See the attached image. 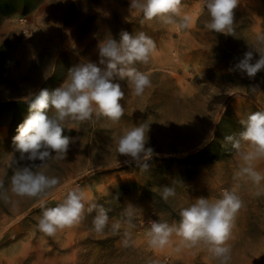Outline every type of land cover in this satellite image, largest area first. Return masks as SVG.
Masks as SVG:
<instances>
[{
	"label": "rangeland",
	"instance_id": "rangeland-1",
	"mask_svg": "<svg viewBox=\"0 0 264 264\" xmlns=\"http://www.w3.org/2000/svg\"><path fill=\"white\" fill-rule=\"evenodd\" d=\"M130 2L0 0V181L11 197L10 203L0 200V264H219L203 244L177 251L175 235L165 248L152 249L146 232L149 221L178 224L181 209L200 197L214 201L226 189L243 201L228 241L230 264H264V181L258 189L237 180L242 162L225 143L226 136L243 131L241 120L264 110V70L254 78L229 71L253 50L257 34H264V0H239L235 36L205 27L210 17L204 0H182L191 27L180 32L155 19L143 20ZM121 31L144 32L155 41L150 62L136 65L150 74L151 87L137 97L126 80L115 79L125 92L124 116L117 123L94 117L65 129L63 134L74 138L67 157L46 169L61 181L46 207L79 188L86 209L94 202L111 209L109 228L97 234L95 212L85 211L78 226L46 236L36 226L40 201L10 192L15 167L31 163L15 151L18 126L30 115V100L41 89L60 87L69 69L89 61L104 68L98 45L108 38L119 41ZM52 113L49 108L47 114ZM145 123V146L154 149L147 170L116 151L126 130ZM256 170L264 174V161ZM165 186L176 191L167 202L160 195ZM129 204L136 208L130 224L124 215ZM116 222L121 228L113 234Z\"/></svg>",
	"mask_w": 264,
	"mask_h": 264
},
{
	"label": "clouds",
	"instance_id": "clouds-1",
	"mask_svg": "<svg viewBox=\"0 0 264 264\" xmlns=\"http://www.w3.org/2000/svg\"><path fill=\"white\" fill-rule=\"evenodd\" d=\"M238 3L239 0H204L210 17L205 27L215 33L235 36L234 9ZM130 8L141 13L143 20H158L165 26H174L177 32L191 27V16L183 12L182 0H131ZM119 36V41L108 38L98 45L99 64L104 68L89 61L69 69L68 78L60 87L52 91L41 89L30 100V115L18 126V135L14 137L15 151L20 153V160L31 163L15 167L10 178V192L19 198L40 201L42 215L36 226L46 236L54 237L58 231L78 226L85 211L89 214L95 212L92 225L97 234H103L109 228L111 209L97 202L89 203L86 209L84 193L79 188L69 190L55 207H46L47 198L61 183L59 177L49 175L46 169L50 162L67 157L74 138L64 135L65 129H75L73 124H83L94 117L117 123L124 116L120 101L125 98V92L120 83L113 82L115 79L126 80L137 97L151 87L150 74L140 71L136 65L150 62L157 48L155 41L144 32L131 35L121 31ZM251 48L253 50L246 51L229 71L235 70L254 78L264 70V34H257ZM254 52L259 55L258 59L254 60ZM49 108L53 109L52 115L47 114ZM240 122L243 131L226 136L225 143L231 145L242 162L235 174L236 179L251 181L259 189L264 181V174L256 170L257 164L264 161V110L249 114ZM147 128V123L132 127L116 143L119 155L129 157L143 170H147V161L154 153V149L145 146ZM8 192L0 181V200L5 203L11 202ZM160 195L167 202L176 195L175 188L165 186ZM242 207L243 201L234 189L224 190L214 201L197 198L191 206L181 209L178 224L149 221L147 243L152 249H163L172 243L175 235L180 240L177 251L181 247L203 244L219 264H230L232 257L228 241L235 217ZM135 212L136 208L131 204L124 208L127 223H131ZM120 228L121 224L116 222L111 224L110 230L117 234ZM125 237L123 243L127 246L128 233Z\"/></svg>",
	"mask_w": 264,
	"mask_h": 264
}]
</instances>
